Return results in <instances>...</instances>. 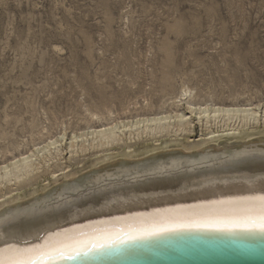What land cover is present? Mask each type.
Listing matches in <instances>:
<instances>
[{
	"label": "rangeland",
	"instance_id": "obj_1",
	"mask_svg": "<svg viewBox=\"0 0 264 264\" xmlns=\"http://www.w3.org/2000/svg\"><path fill=\"white\" fill-rule=\"evenodd\" d=\"M185 87L264 102V0H0V162L101 123L88 112L166 111Z\"/></svg>",
	"mask_w": 264,
	"mask_h": 264
},
{
	"label": "bare ground",
	"instance_id": "obj_2",
	"mask_svg": "<svg viewBox=\"0 0 264 264\" xmlns=\"http://www.w3.org/2000/svg\"><path fill=\"white\" fill-rule=\"evenodd\" d=\"M193 92L185 87L166 111L143 116L102 121L88 112L101 123L48 134L0 162V260L15 258L10 248L39 251L93 231L254 215L264 197V102H198ZM199 234L264 231L178 227L50 264L92 263L142 242Z\"/></svg>",
	"mask_w": 264,
	"mask_h": 264
},
{
	"label": "water",
	"instance_id": "obj_3",
	"mask_svg": "<svg viewBox=\"0 0 264 264\" xmlns=\"http://www.w3.org/2000/svg\"><path fill=\"white\" fill-rule=\"evenodd\" d=\"M86 264H264V235L171 236Z\"/></svg>",
	"mask_w": 264,
	"mask_h": 264
},
{
	"label": "snow or ice",
	"instance_id": "obj_4",
	"mask_svg": "<svg viewBox=\"0 0 264 264\" xmlns=\"http://www.w3.org/2000/svg\"><path fill=\"white\" fill-rule=\"evenodd\" d=\"M262 107H264V105H262ZM24 159H27V157H24ZM15 163L16 161H13V164ZM7 167L8 165L6 164L5 168ZM258 200L259 204L254 215L209 217L179 224H152L139 228L130 227L126 232L123 230L120 232H108L107 230L93 231L91 234H82V239L75 240L74 242L60 243L39 251H35L34 249L10 248L6 251L10 250L15 258L7 261L0 260V264H50V261L57 255H79L81 252L86 254L89 249L99 250L117 246L124 241L125 236H127L129 240L143 239L178 227L215 229L240 228L244 230L259 229L264 231V197H260Z\"/></svg>",
	"mask_w": 264,
	"mask_h": 264
}]
</instances>
